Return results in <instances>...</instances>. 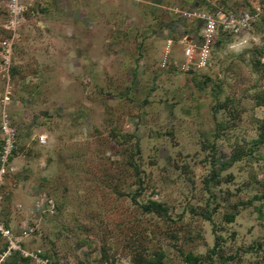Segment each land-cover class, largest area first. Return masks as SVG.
I'll return each mask as SVG.
<instances>
[{"label":"rangeland","instance_id":"rangeland-1","mask_svg":"<svg viewBox=\"0 0 264 264\" xmlns=\"http://www.w3.org/2000/svg\"><path fill=\"white\" fill-rule=\"evenodd\" d=\"M23 2L12 25L0 0L2 216L22 244L60 264H264V0ZM217 5L255 22L184 68L206 24L183 12Z\"/></svg>","mask_w":264,"mask_h":264},{"label":"built area","instance_id":"built-area-1","mask_svg":"<svg viewBox=\"0 0 264 264\" xmlns=\"http://www.w3.org/2000/svg\"><path fill=\"white\" fill-rule=\"evenodd\" d=\"M211 1V0H208ZM8 12L11 17L10 23L14 25L19 17L24 14L25 3L23 0H7ZM190 17L195 16L199 21L205 22L202 33L203 41L200 43L188 42L185 48L186 62L183 65L186 69L205 67L211 58V44L214 36L220 30L239 34L252 26L254 16L251 12L234 13L227 11L224 7L217 5L212 12L202 11L196 13L183 12ZM3 146L0 151V238L7 242V248L0 254V264L14 251H20L23 256L31 258L37 264H53L49 258L44 256L41 247L31 249L25 247L21 239L16 237L11 226H8L2 216V207L5 199V185L8 175L14 166L12 157L17 147V132L11 127L8 120L2 122ZM32 229L25 230L24 236H28Z\"/></svg>","mask_w":264,"mask_h":264},{"label":"trees","instance_id":"trees-1","mask_svg":"<svg viewBox=\"0 0 264 264\" xmlns=\"http://www.w3.org/2000/svg\"><path fill=\"white\" fill-rule=\"evenodd\" d=\"M254 22H255V21L252 22V25L254 24ZM1 143H2V144L0 145V151H1L2 146H3V140H2ZM15 151H16V150H15ZM14 154H15V152H14ZM14 154H13V156H14ZM147 209H148V210H157V211L159 210V211H161V210H163L164 208H163L162 205H161L160 203H158L157 201H151V203H150V205L148 206ZM231 219H233V217H231ZM6 224H7L8 226H10L7 222H6ZM0 239H1V238H0ZM25 247H28V246H25ZM12 255H14V256H20V257H22V258L25 259V260H27V259L32 260V259L29 258V257H25V256H23L22 253H21L20 251H14V253H13ZM44 256H45L46 258H49V259L52 261L53 264H60V263H58L57 261L53 260L52 257H51L48 253H46L45 251H44ZM32 261H33V260H32Z\"/></svg>","mask_w":264,"mask_h":264}]
</instances>
